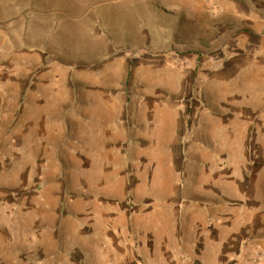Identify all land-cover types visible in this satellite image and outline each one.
<instances>
[{"label":"rangeland","instance_id":"374dc122","mask_svg":"<svg viewBox=\"0 0 264 264\" xmlns=\"http://www.w3.org/2000/svg\"><path fill=\"white\" fill-rule=\"evenodd\" d=\"M118 168L178 201H262L195 264H264V0H0V264H50L33 201Z\"/></svg>","mask_w":264,"mask_h":264},{"label":"crops","instance_id":"0c3cea01","mask_svg":"<svg viewBox=\"0 0 264 264\" xmlns=\"http://www.w3.org/2000/svg\"><path fill=\"white\" fill-rule=\"evenodd\" d=\"M139 138L135 135L129 141L147 142ZM133 172L113 169L97 182L82 173L81 201H33L32 240L37 252L47 254L50 264H195L211 261L209 255L221 252L217 248L234 245L236 229L242 232L236 238L242 242L249 216L258 218L262 201L212 197L178 201V196L172 199L158 192L167 175ZM137 177L144 183L143 191L137 189ZM197 179L201 181L199 171ZM215 180L210 176L209 181ZM154 189L157 193H152ZM93 193L98 194L97 201H86ZM0 211L11 226L5 228L11 236L18 219L14 220L10 202L0 205Z\"/></svg>","mask_w":264,"mask_h":264},{"label":"bare ground","instance_id":"6f19581e","mask_svg":"<svg viewBox=\"0 0 264 264\" xmlns=\"http://www.w3.org/2000/svg\"><path fill=\"white\" fill-rule=\"evenodd\" d=\"M257 18V17H256Z\"/></svg>","mask_w":264,"mask_h":264}]
</instances>
